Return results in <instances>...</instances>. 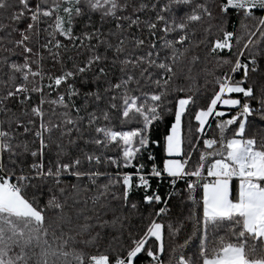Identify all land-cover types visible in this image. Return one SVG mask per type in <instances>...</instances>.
Listing matches in <instances>:
<instances>
[{
    "label": "snow or ice",
    "instance_id": "obj_1",
    "mask_svg": "<svg viewBox=\"0 0 264 264\" xmlns=\"http://www.w3.org/2000/svg\"><path fill=\"white\" fill-rule=\"evenodd\" d=\"M256 116L264 0H0V264H264Z\"/></svg>",
    "mask_w": 264,
    "mask_h": 264
},
{
    "label": "trees",
    "instance_id": "obj_2",
    "mask_svg": "<svg viewBox=\"0 0 264 264\" xmlns=\"http://www.w3.org/2000/svg\"><path fill=\"white\" fill-rule=\"evenodd\" d=\"M261 129H264V123H261L259 116H256L253 120V130L259 131ZM158 155L162 156L163 153L158 150Z\"/></svg>",
    "mask_w": 264,
    "mask_h": 264
}]
</instances>
